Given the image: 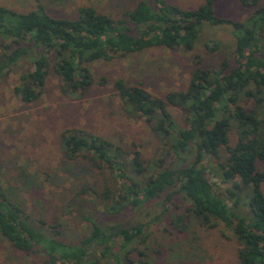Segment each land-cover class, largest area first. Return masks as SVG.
Wrapping results in <instances>:
<instances>
[{
	"label": "trees",
	"instance_id": "1",
	"mask_svg": "<svg viewBox=\"0 0 264 264\" xmlns=\"http://www.w3.org/2000/svg\"><path fill=\"white\" fill-rule=\"evenodd\" d=\"M217 1L205 0L196 10H183L164 0H152L153 9L142 0L118 20L91 6L80 7L73 19L53 17L42 5L27 13L0 6V79L28 59L31 67L14 88L22 103L40 97L51 69L65 93L79 97L93 85L90 65L95 61L152 47L188 52L204 23L231 26L236 38L234 66L223 60L218 70L196 68L184 91L158 99L123 79L113 83L118 98L151 126L168 149V158L148 163L139 152L128 155L114 140L77 129L61 135L60 148L67 160L81 158L115 179L114 190L102 186L91 192L104 215L134 211L159 198L166 201L182 194L193 216L217 220L233 231L242 245L241 264H264V3L239 0L252 13L244 22H236L214 14ZM131 25L138 28L139 36L131 33ZM244 99L252 102L249 109L241 104ZM166 104L180 110L181 124ZM233 125L238 135L229 145ZM213 178L229 185L224 195L215 191ZM89 191L83 188L78 194ZM241 205L246 210L241 211ZM79 209L89 231L78 243H66L58 238V226L38 221L50 228L47 233L30 223L0 181V235L16 251L41 254L44 264H149L142 252L137 260L131 257L147 226H103L102 217H92L85 206Z\"/></svg>",
	"mask_w": 264,
	"mask_h": 264
},
{
	"label": "rangeland",
	"instance_id": "2",
	"mask_svg": "<svg viewBox=\"0 0 264 264\" xmlns=\"http://www.w3.org/2000/svg\"><path fill=\"white\" fill-rule=\"evenodd\" d=\"M140 1L0 0V6L27 13L42 5L51 16L69 19L77 16L80 7L91 6L118 20L124 11L134 9ZM145 1L156 9L152 0ZM164 1L183 10H196L205 3V0ZM251 13L252 9L241 5L239 0H218L214 5L216 16L236 22H244ZM129 30L139 36L138 28L133 25ZM235 41L231 26L204 23L191 51L152 47L123 58L95 61L90 65L93 85L79 97L66 94L51 69L40 97L31 104L22 103L14 93L19 76L31 67L30 61L23 59L0 79V181L9 199L22 207L27 220L36 227H41L37 224L40 220L48 226H58V238L66 243H78L88 233L87 223L79 218V207L85 206L92 217H102L103 226H147L143 239L133 247L134 260L142 252L149 264H241L238 251L242 245L233 231L217 220L202 221L193 216L188 211L191 205L182 194L166 201L165 197L159 198L134 211L104 215L102 204L96 202L91 192L102 186L114 190L115 179L108 172H97L81 158L67 160L60 148L61 135L77 129L114 140L128 155L139 152L148 163L168 158V149L162 146L151 126L118 98L113 83L123 79L128 86L141 87L152 96L164 99L169 92L184 91L196 68L218 70L223 60L234 66ZM241 104L249 109L252 102L244 99ZM166 106L181 124L180 110ZM237 135L233 125L229 145H234ZM209 165L214 166L215 162L209 161ZM212 182L221 195L229 187L217 178ZM83 188L90 191L79 195ZM261 190L264 194V184ZM240 207L241 211L246 210L244 205ZM41 228L50 233L49 227ZM30 263L44 264L43 255L26 256L0 235V264Z\"/></svg>",
	"mask_w": 264,
	"mask_h": 264
}]
</instances>
